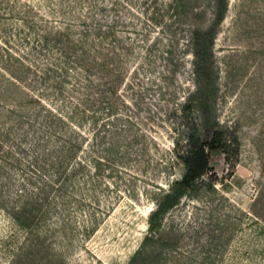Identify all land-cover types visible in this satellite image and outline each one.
<instances>
[{
	"label": "rangeland",
	"instance_id": "374dc122",
	"mask_svg": "<svg viewBox=\"0 0 264 264\" xmlns=\"http://www.w3.org/2000/svg\"><path fill=\"white\" fill-rule=\"evenodd\" d=\"M0 264H264V0H0Z\"/></svg>",
	"mask_w": 264,
	"mask_h": 264
},
{
	"label": "trees",
	"instance_id": "16d2710c",
	"mask_svg": "<svg viewBox=\"0 0 264 264\" xmlns=\"http://www.w3.org/2000/svg\"><path fill=\"white\" fill-rule=\"evenodd\" d=\"M188 129L183 141L176 143L177 157L185 170L181 181L176 183V189L167 197V208L177 206L182 196L196 190L199 182L212 177L210 161L213 153H222L227 161L239 155V138L233 131L221 129L217 122L211 124L205 120Z\"/></svg>",
	"mask_w": 264,
	"mask_h": 264
}]
</instances>
